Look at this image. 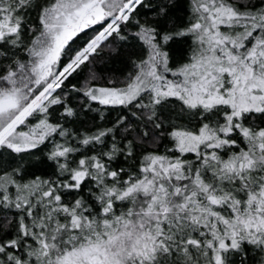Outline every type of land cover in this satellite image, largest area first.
<instances>
[{
    "label": "snow or ice",
    "instance_id": "6c2138e0",
    "mask_svg": "<svg viewBox=\"0 0 264 264\" xmlns=\"http://www.w3.org/2000/svg\"><path fill=\"white\" fill-rule=\"evenodd\" d=\"M0 264H264V0H0Z\"/></svg>",
    "mask_w": 264,
    "mask_h": 264
}]
</instances>
